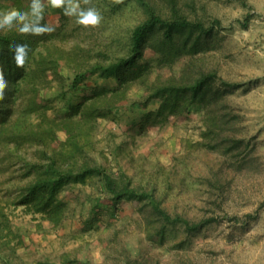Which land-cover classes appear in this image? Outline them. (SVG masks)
Returning a JSON list of instances; mask_svg holds the SVG:
<instances>
[{
    "label": "rangeland",
    "instance_id": "rangeland-1",
    "mask_svg": "<svg viewBox=\"0 0 264 264\" xmlns=\"http://www.w3.org/2000/svg\"><path fill=\"white\" fill-rule=\"evenodd\" d=\"M146 1L162 16L175 12L210 31L177 33L164 43L155 30L137 64L149 65L152 84L163 86L212 73L216 95L206 105H187L163 120L156 117L161 98L147 100L140 81L132 83L108 116L74 127L82 146L75 167L96 166L152 191L172 217L211 222L194 232L181 223L166 224L147 203L117 201L102 178L92 175L60 190L65 214L53 225L21 204L23 188L34 179L28 163L50 147L0 135V209L14 232L0 233V253L8 264H264V0ZM28 4L21 13L25 19L0 27V33L14 30L32 41L39 23L51 34L58 30L55 42H26L18 60L30 62L46 48L59 59L56 72L47 73L49 84L40 89L46 107L27 114L28 122L47 128V120L64 119L70 106L118 87L114 76L93 74L74 82L75 75L100 53L109 60L125 56L130 34L146 11L137 0ZM89 9L101 17L96 26L79 23L80 13ZM1 66L0 110L10 86ZM28 91L16 101L19 111L27 106ZM208 117L218 124H211L212 132L204 137ZM55 132L65 140L64 131ZM72 162L67 157L65 164Z\"/></svg>",
    "mask_w": 264,
    "mask_h": 264
},
{
    "label": "trees",
    "instance_id": "trees-1",
    "mask_svg": "<svg viewBox=\"0 0 264 264\" xmlns=\"http://www.w3.org/2000/svg\"><path fill=\"white\" fill-rule=\"evenodd\" d=\"M137 2L146 11V19L133 28L126 55L109 60L106 53H100L101 58L99 60L91 64L83 73L75 75L74 82H79L93 74H98L104 78L114 76L117 78L118 87L108 90L102 89L82 102L70 106V113L64 119L60 121L47 120V128L41 125L35 126L28 122L27 114L46 107L40 95V89L49 84L47 73L49 71L56 72L59 59L51 56V50L46 48L43 52H36L32 55L30 62L18 63V60L22 58L26 42L29 46L36 42L45 43L49 39L55 42L58 37V30L51 34V31L48 32L47 28L39 23L37 24L39 28L36 38L31 36L32 41L26 40L24 35L14 30L0 33V65L3 64L1 67H4L6 74L10 75L6 79L10 81V86L5 92V106L0 110V135H10L12 139L16 140V143L24 139L35 145L50 147L49 150L48 148L41 150L37 162L28 163L27 171L32 173L34 179L32 183L23 188L25 193L21 204L27 205L33 213L45 216L53 225L59 224L65 214L66 204L58 198L60 190L68 182L83 181L92 175L102 178L105 189L117 201H131L136 206L142 202L147 203L152 212L166 224L181 223L187 231L194 232L211 222L208 220L190 223L181 217H172L161 207L159 200L155 198L152 191L133 187L130 182H125L123 177H111L96 166L82 163L81 166L75 167L77 166L75 154H78L82 146L78 142L79 137L77 135L79 134H75L74 127L85 125L87 127L90 123H95L97 119L108 116L118 103L116 99L122 101L126 98V90L132 83L140 81L148 91L147 100L161 98L156 117L162 116L163 120L169 115L180 114L187 105L194 103L206 105L216 95L212 89V73L200 75L190 82L171 80L164 86L160 85L161 82L152 84L149 65L137 64V61L143 57V47L151 33L160 30L164 43H168L173 41L177 33L192 30L207 32L210 30H203V25L200 22L188 21L175 12L169 17L162 16L146 0H137ZM26 87H28L30 96L26 100V108L19 111L16 101L20 96L27 95ZM18 123L20 126L16 127L15 125ZM211 124L217 125V119L214 117L207 118V129L203 134L204 137L212 132ZM56 130L65 132V140H58ZM67 157L73 161L72 163L75 161V164H65ZM7 221L6 214L0 209V233L4 229L14 233ZM3 245L6 246V242ZM0 251H2V245H0ZM7 256L12 258L10 254ZM0 260H2L1 264H8L3 253H0Z\"/></svg>",
    "mask_w": 264,
    "mask_h": 264
},
{
    "label": "clouds",
    "instance_id": "clouds-1",
    "mask_svg": "<svg viewBox=\"0 0 264 264\" xmlns=\"http://www.w3.org/2000/svg\"><path fill=\"white\" fill-rule=\"evenodd\" d=\"M64 2V0H53V3L55 5H60ZM85 2H87V0H85ZM75 10V9H73ZM80 20L79 23L84 24V25H93L96 26L100 23L101 17L99 15L98 12H96L94 9H89L86 12H81L80 13ZM16 19L19 20H24L25 17L24 15H22L21 13L17 12V11H11L5 14H2V18H0V27L4 26V25H11L12 22ZM26 30V28L24 29ZM5 87V83L2 79V77H0V98L3 97V89Z\"/></svg>",
    "mask_w": 264,
    "mask_h": 264
},
{
    "label": "crops",
    "instance_id": "crops-1",
    "mask_svg": "<svg viewBox=\"0 0 264 264\" xmlns=\"http://www.w3.org/2000/svg\"><path fill=\"white\" fill-rule=\"evenodd\" d=\"M13 2H17L15 6ZM28 3L29 0H0V15L11 12V10H20L18 12L22 13L25 7L28 8Z\"/></svg>",
    "mask_w": 264,
    "mask_h": 264
}]
</instances>
